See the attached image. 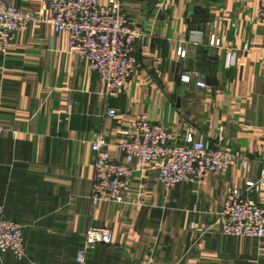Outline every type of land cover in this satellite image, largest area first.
<instances>
[{"label": "crops", "instance_id": "obj_1", "mask_svg": "<svg viewBox=\"0 0 264 264\" xmlns=\"http://www.w3.org/2000/svg\"><path fill=\"white\" fill-rule=\"evenodd\" d=\"M34 15L47 0H4ZM106 0H102L105 3ZM142 32L138 66L105 96L99 76L68 49L66 32L45 20L16 33L0 51V205L22 224L26 257L0 264H72L86 230H110L91 264H264L260 239L223 235L218 213L264 167V21L255 0H123ZM211 35L219 47H210ZM178 47L185 57L177 55ZM187 72L189 82L180 76ZM205 84L197 87L196 81ZM115 110L114 117L104 115ZM146 115L179 138L217 144L248 159L225 172L164 191L150 166L126 181L123 201L92 206L91 140L101 134L112 158L130 122ZM247 195L264 207V189Z\"/></svg>", "mask_w": 264, "mask_h": 264}, {"label": "built area", "instance_id": "obj_2", "mask_svg": "<svg viewBox=\"0 0 264 264\" xmlns=\"http://www.w3.org/2000/svg\"><path fill=\"white\" fill-rule=\"evenodd\" d=\"M255 1L256 18L264 21V0ZM45 11L36 18L0 0L1 53L10 50L16 33L24 30L30 22L45 20L55 32L67 33L69 51L99 76L105 96L128 82L138 66L135 45L142 32L136 21L128 16L123 0H106L105 3L102 0H47ZM220 44L219 38L210 36V47H219ZM177 55L184 58L185 50L178 47ZM180 80L189 82V74L182 73ZM195 85L205 87L200 80ZM103 114L114 117L116 111L105 110ZM222 140V134L218 136L217 144L198 140L188 130L177 138L160 123L140 115L130 122L125 138L117 144L118 151L123 155V160L118 161L111 157L106 138L97 134L90 142L94 154L91 204L121 203L126 181L135 171L133 163L137 164L139 172L153 166L157 171L156 179L164 191L178 184L195 182L207 173L225 172L236 160L246 171H250L248 159L222 146ZM261 189H264V167L257 179L245 182L243 190L235 188L228 192L218 213V227L223 235L256 239L264 236V207L247 195L249 191ZM111 242L110 230L89 227L72 264H91L90 254L99 245ZM4 253H11L18 261L26 257L23 226L6 217L0 205V254Z\"/></svg>", "mask_w": 264, "mask_h": 264}]
</instances>
